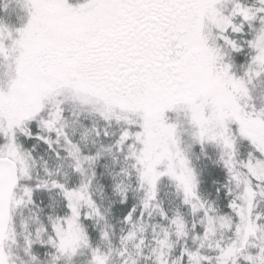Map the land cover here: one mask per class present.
<instances>
[{
	"label": "snow or ice",
	"instance_id": "6c2138e0",
	"mask_svg": "<svg viewBox=\"0 0 264 264\" xmlns=\"http://www.w3.org/2000/svg\"><path fill=\"white\" fill-rule=\"evenodd\" d=\"M262 202L264 0H0V264H264Z\"/></svg>",
	"mask_w": 264,
	"mask_h": 264
},
{
	"label": "trees",
	"instance_id": "16d2710c",
	"mask_svg": "<svg viewBox=\"0 0 264 264\" xmlns=\"http://www.w3.org/2000/svg\"><path fill=\"white\" fill-rule=\"evenodd\" d=\"M171 191H172V189L168 187L166 182L161 184L160 196L163 197L165 199V201H167V200L172 198V196L170 194ZM261 207H264V202L261 203Z\"/></svg>",
	"mask_w": 264,
	"mask_h": 264
},
{
	"label": "rangeland",
	"instance_id": "374dc122",
	"mask_svg": "<svg viewBox=\"0 0 264 264\" xmlns=\"http://www.w3.org/2000/svg\"><path fill=\"white\" fill-rule=\"evenodd\" d=\"M171 196H172V198L171 199H169V200H167L166 201V203H169V205L170 206H174L175 205V203H176V201H175V198H174V196H173V194H172V191H171ZM80 259L82 260L83 259V257H80Z\"/></svg>",
	"mask_w": 264,
	"mask_h": 264
}]
</instances>
